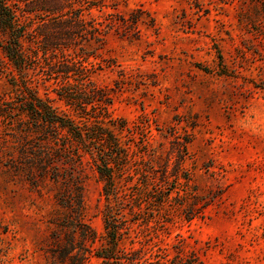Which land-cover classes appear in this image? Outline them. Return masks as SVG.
<instances>
[{
  "label": "rangeland",
  "instance_id": "1",
  "mask_svg": "<svg viewBox=\"0 0 264 264\" xmlns=\"http://www.w3.org/2000/svg\"><path fill=\"white\" fill-rule=\"evenodd\" d=\"M108 2L116 6L105 10L117 17L137 12L139 30L114 26L104 43L89 42L83 56L113 98L102 123L139 160L129 170L133 181L143 183L134 170L139 166L153 182L142 198L148 202L136 206L128 195L122 209L123 197H107L93 157L83 156L74 173L84 186L82 220L95 232L84 241L83 264H106L98 251L108 246L110 202L121 227L118 254L141 249L151 259L194 253L204 264H264V0ZM27 78L80 125L95 121L60 100L53 80L32 70ZM18 85L20 76L0 48V101L14 98ZM18 136L0 116V264H57L55 236L68 244L69 229L60 223L75 214L60 194L79 189L68 172L57 181L52 172L43 174L30 158L32 143ZM176 141L187 144L183 164L191 176L179 184L170 155ZM57 163L61 173L69 170ZM126 175L116 178L118 195L131 192ZM162 184L169 193L163 201Z\"/></svg>",
  "mask_w": 264,
  "mask_h": 264
},
{
  "label": "trees",
  "instance_id": "2",
  "mask_svg": "<svg viewBox=\"0 0 264 264\" xmlns=\"http://www.w3.org/2000/svg\"><path fill=\"white\" fill-rule=\"evenodd\" d=\"M115 6L116 3H109L108 0H0V48L17 70L21 82L14 98L0 101V116H4V122L15 130L25 145L32 143L30 158L37 161L43 174L52 172V178L57 181L60 175L68 172L66 179L73 181L75 188L79 189L77 194H60L61 204L75 214L72 219L66 218L60 223L69 229L68 244H63L62 237L55 236L56 248L52 252L58 259L57 264H65L67 260H70L69 264H83L86 258L81 251L84 241L95 238V232L82 220L84 186L81 176L74 173L83 167L86 153L93 157L96 171L105 181L107 197H123L120 202L122 209L128 195L136 206L143 201L148 202L142 198L150 194L148 186L153 182H150L149 171L144 168L141 171L139 166L134 170L135 174L140 172L143 183L133 181L135 175L129 170L139 160L133 157L136 153L130 155L129 148L123 147L114 132L102 123L110 115L109 106L113 98L106 87L92 78L93 67L85 64L83 56L89 42L104 43L109 29L114 26L124 27L125 31L139 30L140 15L132 12L128 18L117 17L115 12L105 10ZM97 9L102 14H97ZM105 15L107 22L101 19ZM30 70L44 80H53L59 85L55 90L60 100L82 116L95 118V121L80 125L53 99L42 97L30 85L27 78ZM11 80L17 84L15 76ZM146 141L147 137L142 146L147 150ZM187 154L186 142H173L170 155H174L177 163L173 173L176 184L180 183L178 180L181 177L191 179L183 164ZM58 161L69 164V170L64 169L61 173ZM143 161L142 158L140 162ZM124 173H127L126 184L131 192L124 190L118 195L120 187L116 178ZM168 179L169 175H164L161 182L166 184ZM164 188L162 184L159 190L161 201L168 193ZM105 215L107 234L104 238L108 246L98 254L106 264H124L122 258L127 264H204L194 253L177 254L171 258L164 254L156 259L145 257L146 253L141 249L118 254L116 249L122 234L111 202Z\"/></svg>",
  "mask_w": 264,
  "mask_h": 264
}]
</instances>
